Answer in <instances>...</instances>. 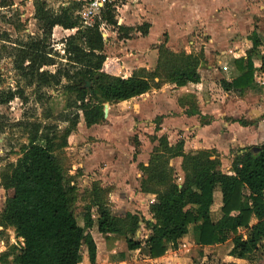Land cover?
<instances>
[{"label":"trees","instance_id":"trees-1","mask_svg":"<svg viewBox=\"0 0 264 264\" xmlns=\"http://www.w3.org/2000/svg\"><path fill=\"white\" fill-rule=\"evenodd\" d=\"M7 4L11 0L3 1V5ZM33 5L38 33L20 37L17 44L9 43L7 31L2 33L0 55L5 52L11 58L17 79L15 87L0 90V104H8L15 98L26 103L33 97V101L44 106L52 97L50 90L61 87L66 103L55 119L65 126L60 127L53 120L50 108L45 113L47 120L25 117L16 122L27 134V142L21 146L17 160L7 163L0 172V186L13 190L6 198L0 224L12 226L23 243L9 264H80L85 244L91 263H95L96 243L91 233L79 225L74 212L80 200L96 205L100 232L125 234L130 249L146 246L153 258L165 255L169 246L179 247L177 227L181 225L191 227L201 247L230 241V255L254 258V264H262L259 259L264 247V143L240 149L232 161L233 172L228 173L221 169L215 149L186 152L183 139L170 144L166 136L152 135L156 144L148 164L138 165L142 172L141 190L156 195L150 205L154 220L135 214L128 222L113 214L110 187L94 181L91 188L79 192L76 176L69 173L58 155L68 146V138L81 119L88 127L105 123V103L140 96L174 75L189 76L198 69L202 57L184 50L174 52L165 40L156 46L159 56L154 69L138 68L128 77L112 74L103 67L107 54L102 20L116 29L120 38L129 37L134 31L147 34L149 23L119 24L117 10L109 6L102 13V20L85 24L77 13L81 2L76 0H70L58 10L48 0H34ZM4 19L16 29L23 27L19 17ZM56 25L75 29L60 40L63 52L54 45ZM236 63L241 68L239 76L232 81L222 80V86L244 92L261 90L255 78L252 53ZM185 81L179 79V83ZM190 107L195 108L193 98ZM240 122L247 123L244 119ZM139 144L135 136L137 149ZM177 156L182 157L181 184L170 164ZM217 190L221 192V214L214 219L211 207ZM141 221L150 230L144 242L135 239Z\"/></svg>","mask_w":264,"mask_h":264},{"label":"crops","instance_id":"crops-1","mask_svg":"<svg viewBox=\"0 0 264 264\" xmlns=\"http://www.w3.org/2000/svg\"><path fill=\"white\" fill-rule=\"evenodd\" d=\"M3 1L0 0L1 12L17 5L15 0L7 5H3ZM33 1L31 0L32 4ZM48 1L58 10L70 0ZM119 12L120 24L136 26L147 22L150 26L147 34L140 31L131 33L130 36H135L132 39H129L130 36L119 38L117 30L109 28L107 45L105 44L107 59L103 66L107 72L128 77L138 68L154 69L159 56L156 46L165 40L172 51L184 50L198 54L202 61L198 69L188 74L189 76L174 75L160 87H153L140 96L108 103L109 109L112 106H117V109L127 105L130 107L115 112L116 117L131 120L130 134L134 133V126L139 124L144 134L166 136L170 144L183 139L186 152L215 149L221 159V169L232 173V161L240 149L264 143V0H125ZM31 15L34 16V5ZM3 20L5 21L4 17ZM74 31L75 29L56 25L53 36L62 39ZM153 33L154 39L151 38ZM9 37V43H18L16 34L14 36L10 33ZM120 39L127 41L122 42ZM117 41L122 45L125 43L122 47L124 51L112 56L108 46L111 43L117 45ZM249 53H252L255 78L261 90L249 89L244 92L240 89H225L222 80L232 81L239 76L241 68L236 60L246 58ZM179 79L186 81L179 83ZM191 97L195 101L194 110L190 107ZM107 117L108 115L106 119ZM241 119L247 123H241ZM80 123L85 125L84 136H90L88 134L91 132L90 137L94 135L97 139H103L108 146L118 144L115 140L118 138L115 135L116 129L106 122L90 127L86 126L84 119ZM73 133L74 131L70 136ZM135 136L133 135L134 145L128 142L129 160L118 159L112 165L102 167L97 156L90 154L78 163L81 171L76 177L81 193L91 188L94 181H100L104 187L109 186L111 210L114 215L124 218L125 222L135 214L145 220H154L150 205L155 201L156 195L141 190L142 172L138 164H148L156 143L147 150L144 159H140L141 154L135 160ZM137 137L141 142V137ZM88 144L87 142L86 145ZM93 144L95 145H90ZM116 148L113 146L111 151ZM170 164L175 168L181 184L184 179L182 157L172 158ZM214 197L212 213L216 207H221L220 190L215 191ZM76 205L77 210L74 212L78 223L85 232L91 233L97 247L96 261L91 263L86 244L83 245L80 264H192L197 253L206 258L209 248L221 245L201 247L196 243L191 227L187 229L178 225L179 247L172 249L169 246L165 255L153 258L146 246L130 249L125 234L100 232L94 203L80 200ZM149 234L150 230L141 221L135 239L144 242ZM235 258L237 263L245 260Z\"/></svg>","mask_w":264,"mask_h":264},{"label":"rangeland","instance_id":"rangeland-1","mask_svg":"<svg viewBox=\"0 0 264 264\" xmlns=\"http://www.w3.org/2000/svg\"><path fill=\"white\" fill-rule=\"evenodd\" d=\"M14 2H17V5H14L10 8H5V12L0 11V20L2 19V22L0 23V45L2 44V33L5 31H7L9 34H13L14 36L16 34L18 38L22 36L26 37L27 34H34L38 33L39 31L37 21L31 15L33 5L31 0H15ZM119 13L120 12H118V14ZM5 16L6 18L8 16L9 20H15L19 17L23 27L20 29L12 28V24L9 25L3 20V17L5 18ZM108 31L109 29L107 32ZM155 33H153L151 38L154 39ZM132 37L135 36H130L129 39H132ZM165 38L166 36L164 35L163 40H165ZM53 40L56 48L63 52V44L60 42L61 39H59V37L53 36ZM120 40H122V42L127 41L126 39ZM117 43V45H115V43H111L108 46L109 52L112 54V56L124 51L122 47L125 46V43L123 45L121 42L119 43L117 41ZM16 79L17 76L15 70L13 69L12 60L6 55L5 52H3L2 56L0 55V90L8 87H15ZM50 93L52 97L44 106H41L37 102L33 101V97H30L29 101L26 103L19 98H15L8 104H0V126H3V132L0 133V172L5 169L7 163L15 162L17 160V158L21 155V146L27 142V134H25L21 126L16 125V122L25 117H29L31 119L37 117L42 120H47L45 118V113L50 108L51 113L53 114L52 116L54 117L53 120L57 122L60 127L65 126L64 122L55 119L58 118V115L65 108L66 96L63 92V89L61 87H57L55 89H51ZM125 109H130V107L127 105L126 107L117 109V106H112L108 112L106 123L112 126L111 128L116 129L117 132L115 135L116 137L118 136V138L115 139L118 141V144H113V146H116L117 148L113 152L111 151L113 146L106 145L103 142V139H97L94 135L93 137H90L92 136L91 132L88 134L90 136H84L85 133L83 132L86 131L85 125L84 123H82V125L80 123L81 121L79 122L77 129L74 131L72 136L69 137L68 146L64 149V151L62 150L58 154L62 164H64L65 168L68 169L71 175H75L77 177L81 171V169L78 167V163H80L81 160L90 154L97 156V158L100 160V164H102V167H104L106 164L115 163L118 159L124 160L126 158L129 160L128 142H131L134 145L133 135L142 138H140L141 142L138 149H136L137 156H135L134 159H139L141 154L142 156H140V159L145 158L144 156L147 154V150L152 148L156 142L152 141V135H149L145 132V136L142 129L139 128V124L134 126V133L130 134L129 122H131V120H126L122 117L119 118L115 115V112L123 111ZM111 119H113V122H111ZM89 130L92 131V129ZM92 133L94 134L93 131ZM87 142L89 143L88 145H86ZM92 143H95V145L93 144V146H91L90 144ZM143 148H146V150L143 151ZM12 194V189H5L2 185L0 186V214L5 205L6 198ZM74 210H77L76 204L74 206ZM220 214V209L216 207L212 213V216L214 219H217ZM22 245V239L16 236L15 230L12 226L0 224V264H9L13 258V255L21 250ZM231 246V242L228 241L222 245H219L218 247L216 246V248H209L206 258L197 253L196 257H194L192 260V264H235L237 263L234 261L236 258L234 256H230L229 254ZM262 253L263 255L259 259V262L264 264V249H262ZM238 264H254V258L253 260H241Z\"/></svg>","mask_w":264,"mask_h":264},{"label":"built area","instance_id":"built-area-1","mask_svg":"<svg viewBox=\"0 0 264 264\" xmlns=\"http://www.w3.org/2000/svg\"><path fill=\"white\" fill-rule=\"evenodd\" d=\"M76 1L81 2V7L77 13L80 14V16L83 18L85 24H91L95 19L102 20L103 11L109 6H112L117 10V12H119V9L125 3V0H76ZM118 23H119V18H118ZM109 28L111 27L108 26L105 23V21L102 20L101 30L103 32V36L105 37L106 41L108 38L107 30Z\"/></svg>","mask_w":264,"mask_h":264},{"label":"water","instance_id":"water-1","mask_svg":"<svg viewBox=\"0 0 264 264\" xmlns=\"http://www.w3.org/2000/svg\"><path fill=\"white\" fill-rule=\"evenodd\" d=\"M105 117L108 115V110H109V106H108V103H105ZM256 147V146H255Z\"/></svg>","mask_w":264,"mask_h":264}]
</instances>
